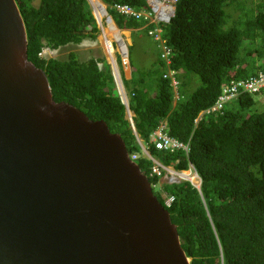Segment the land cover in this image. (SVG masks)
Returning a JSON list of instances; mask_svg holds the SVG:
<instances>
[{"label": "trees", "instance_id": "1", "mask_svg": "<svg viewBox=\"0 0 264 264\" xmlns=\"http://www.w3.org/2000/svg\"><path fill=\"white\" fill-rule=\"evenodd\" d=\"M100 1L117 28L131 32L132 78L123 76V84L133 125L105 57L82 61L75 53L66 60L43 56L46 50L98 40L101 30L89 0H40L38 6L34 0H16L29 61L46 73L57 103L78 108L92 121H105L112 133L122 136L130 156L141 154V141L163 166L198 174L200 189L182 181L157 190L160 179L151 176V161L145 156L136 161L169 211L190 264H264V112L253 111L255 95L243 94L222 111L200 117L232 81L264 73V5L252 3V10L242 6L235 18L226 8L232 9L237 0H181L171 24L161 26L171 50L168 66L159 43L149 35L156 27L115 10L129 6L144 12L148 0ZM136 34L140 46L145 39L154 42L157 54L151 64L134 59ZM170 70L177 89L165 79ZM195 77L200 80L197 88ZM160 124L190 145L188 155L160 151L150 143ZM165 196L174 198L170 206Z\"/></svg>", "mask_w": 264, "mask_h": 264}, {"label": "water", "instance_id": "2", "mask_svg": "<svg viewBox=\"0 0 264 264\" xmlns=\"http://www.w3.org/2000/svg\"><path fill=\"white\" fill-rule=\"evenodd\" d=\"M0 264H190L122 136L54 100L16 0H0Z\"/></svg>", "mask_w": 264, "mask_h": 264}, {"label": "built area", "instance_id": "3", "mask_svg": "<svg viewBox=\"0 0 264 264\" xmlns=\"http://www.w3.org/2000/svg\"><path fill=\"white\" fill-rule=\"evenodd\" d=\"M181 0H148V9L147 11H136L129 6H116L115 10L120 14H123L127 17H132L137 20H143L148 23V25H154L156 28L149 32L150 37H152L156 42L159 43V47L162 51V60L167 63L168 66L171 65V50L168 48L166 41L163 39V29L161 26L169 25L172 22V19L175 17L176 6ZM104 17L105 22L110 28V23L115 25L112 17L109 15L107 9L105 8ZM97 20V19H96ZM117 31L121 35L120 40L122 44H118V53L120 59L123 61V64L128 61L129 63V46L131 45V32L121 31L117 28ZM106 51L110 56V66L113 71V77L116 80V87L118 93L121 97V100L124 105L129 106V100L125 96V92H122L121 86L117 83V78L115 77L116 68L118 65V59L115 55L113 48V42L111 40L105 41ZM45 52V51H44ZM44 55V53H43ZM125 65V64H124ZM165 79L171 80V86L174 89H177L179 83L175 77V72L170 70L169 73L165 76ZM264 91V73H259L256 76H251L249 78L232 81L231 84L226 86L222 94L219 96L215 104L210 107L207 111L201 113L200 117L202 118L205 115L216 114L223 110V108L230 102L237 100L243 94L256 95ZM130 119L132 121V115L129 113ZM151 144H153L157 150L166 151L174 153L177 151H183L186 155L190 152V145L185 144L178 139L170 136L164 126L160 124L159 127L151 135ZM141 146V154H136L131 156V159L136 162L141 156H145L152 163V177H157L160 180L162 178H171V181L168 184H177L182 181H190L189 178L185 175L186 172L176 171L173 167L163 166L157 159H154L149 151L148 147L144 146L142 142L139 141ZM193 170V169H192ZM190 170V171H192ZM180 180V181H179ZM191 182V181H190ZM160 184V183H159ZM154 186V189H157L159 186ZM174 201L173 197L165 196V205L170 206Z\"/></svg>", "mask_w": 264, "mask_h": 264}, {"label": "rangeland", "instance_id": "4", "mask_svg": "<svg viewBox=\"0 0 264 264\" xmlns=\"http://www.w3.org/2000/svg\"><path fill=\"white\" fill-rule=\"evenodd\" d=\"M249 1L250 0H245V1L244 0H237V4L236 5H231L232 9H230V7L226 8V12L229 15V17H230L231 11L233 10L235 12L233 16L235 18H239V15H238L237 11L242 9V6L245 7L246 9H251L252 10V3H256L257 1H261V4L264 5V0H251V2H249ZM34 3H35L36 6H38L39 3H40V0H34ZM245 3H247L246 6H245ZM90 5H91V8L93 10V14H94L95 18L97 19L98 26H99V28L101 30V34L98 37V40L97 41L86 40L80 45H69V46L63 47L61 49L54 50V51L46 50L44 52L43 56H44V58H47V59L54 58V59L66 60L70 54L75 53V54L78 55V57L82 61H86V60H88V59H90L92 57H95V58L105 57L107 63L109 64L110 56L108 55V52L106 51L105 41H106V39L107 40H111L113 42V48H114V51H115V55H116V57L118 59V65H117V68H116L115 77L117 78V83L121 86V89L123 90V92H125V94H126L125 96L129 100V96H128V94H127V92L125 90L124 84H123V76H124V79L127 80V77L129 76V74L131 72L130 65H128L127 68L125 67V65L123 64V61L120 59V55H119V53L117 51L118 50V44L116 42V39H111V37L108 36L109 28H108V26H107V24L105 22V19L103 18L104 20H99L97 15H96V13H95L94 6L91 3H90ZM105 8H107V6H105ZM243 17L244 16L242 14L241 15V20L243 19ZM229 22H230V19L228 20V25H229ZM228 28H230V27L226 26V29H228ZM137 36L138 35L136 34L135 35L136 39L134 38L135 42L137 40ZM246 42H247V40L245 41V43ZM248 44L246 46H248ZM244 48H245V45H244ZM244 48H242V50ZM134 52H135L134 53V59L136 61L137 60H141L140 58H142V59H145L146 61H148V63L151 64L152 61L156 59L157 50L155 49L154 42L151 39H145L144 43L142 44V46L138 45L137 42H136V46L134 48ZM112 73H113V71H112ZM195 78H196V87L195 88H197L200 85V80H199L198 77H195ZM114 81L116 82L115 79H114ZM254 99L256 100L257 104L253 108V111L257 112V113L264 112V92H262L261 94L255 95ZM132 117H133V115H132ZM129 118H130V115L128 114V119ZM188 173H191L193 175L196 174L194 172V170L188 171ZM170 181H171V178H162L160 180L159 186L157 187V190L160 188V186L162 184L169 183ZM194 184L196 186H199L200 185V179L197 178V180H196V182H194Z\"/></svg>", "mask_w": 264, "mask_h": 264}, {"label": "bare ground", "instance_id": "5", "mask_svg": "<svg viewBox=\"0 0 264 264\" xmlns=\"http://www.w3.org/2000/svg\"><path fill=\"white\" fill-rule=\"evenodd\" d=\"M89 1L94 6V10H95V13H96L98 19L99 20H104L103 18L106 16V14H105V6L100 2V0H89ZM110 26L111 27L109 28L108 36H110L111 39H116V41L121 45L122 44V42L120 40L121 35L117 31V28L113 27L114 24L112 22L110 23ZM124 64H125L126 68L129 65L128 61H126ZM122 92H123V90H122ZM185 175L189 178V180L191 182H193V184H194V182H196V180L198 178L197 174L193 175L191 173L186 172Z\"/></svg>", "mask_w": 264, "mask_h": 264}, {"label": "crops", "instance_id": "6", "mask_svg": "<svg viewBox=\"0 0 264 264\" xmlns=\"http://www.w3.org/2000/svg\"><path fill=\"white\" fill-rule=\"evenodd\" d=\"M131 70V69H130ZM128 76V75H127ZM132 78V71L130 72L129 76L127 77V80H130Z\"/></svg>", "mask_w": 264, "mask_h": 264}, {"label": "flooded vegetation", "instance_id": "7", "mask_svg": "<svg viewBox=\"0 0 264 264\" xmlns=\"http://www.w3.org/2000/svg\"><path fill=\"white\" fill-rule=\"evenodd\" d=\"M130 121V120H129ZM131 124L133 125V121H131Z\"/></svg>", "mask_w": 264, "mask_h": 264}, {"label": "clouds", "instance_id": "8", "mask_svg": "<svg viewBox=\"0 0 264 264\" xmlns=\"http://www.w3.org/2000/svg\"><path fill=\"white\" fill-rule=\"evenodd\" d=\"M107 9V8H106ZM264 92V91H263ZM261 94V93H260Z\"/></svg>", "mask_w": 264, "mask_h": 264}]
</instances>
